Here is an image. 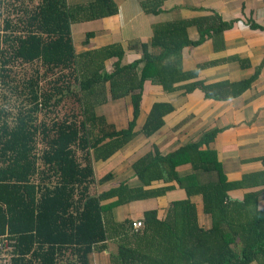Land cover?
<instances>
[{
    "label": "trees",
    "instance_id": "16d2710c",
    "mask_svg": "<svg viewBox=\"0 0 264 264\" xmlns=\"http://www.w3.org/2000/svg\"><path fill=\"white\" fill-rule=\"evenodd\" d=\"M163 1L145 0L141 7L156 15ZM34 2L0 0V89L8 87L14 70L16 74L18 68L23 70L35 62L50 73L71 70L69 74L78 81L85 118L79 124L66 120L53 121L51 127L45 122L35 124L42 109L66 96L60 87L53 93L39 92L37 74L22 84L19 95L24 94L28 106L19 110L13 124H8L7 113L0 110V238L8 243L5 253L11 254V264H58L59 254L66 250H71L78 264H92L91 255L109 246L112 251L105 254L108 264H264V207L257 204L259 196H264V170L229 180L216 152L208 148L216 129L166 155L153 146L131 164L136 185L119 182L90 191L95 183L112 178L110 170L101 173L96 168L98 161L112 156L138 133L135 122L144 82L151 78L171 92L174 84L195 79L205 65L184 71L182 50L221 38L231 23L213 13L157 24L150 43L155 53L142 44V56L121 65L123 51L118 44L84 50L93 36L87 32L76 51L71 32L72 24L115 15L113 0ZM190 27L196 28L197 40L189 38ZM110 59L115 61L106 72L104 62ZM139 64L142 68L136 74ZM74 71L80 73L78 78ZM256 76L235 83L192 81L180 88L186 93L199 89L205 98L226 100L239 96ZM95 85L107 89L101 99ZM119 98L128 99L131 110L127 126L115 130L94 109ZM172 111L169 103H154L139 132L151 137ZM37 134L47 140L46 149L37 150ZM78 151L84 153L83 158H77ZM261 159L264 163V157ZM186 164L191 172L180 174L177 167ZM155 180L175 181L186 196L173 200L165 214L155 208L144 211L138 220L113 219L112 207L174 188L170 184L149 187ZM241 186L262 188L247 192L242 201L230 199L229 191ZM199 212L209 214V228L198 223ZM133 221L140 225L133 226Z\"/></svg>",
    "mask_w": 264,
    "mask_h": 264
},
{
    "label": "crops",
    "instance_id": "0c3cea01",
    "mask_svg": "<svg viewBox=\"0 0 264 264\" xmlns=\"http://www.w3.org/2000/svg\"><path fill=\"white\" fill-rule=\"evenodd\" d=\"M93 0H70V3H89ZM145 0H113L117 12L105 18L72 24V38L77 48L82 47L87 32H92L85 50L118 44L123 55L121 65L142 56V44H148L149 52L153 29L164 22L190 20L216 13L231 27L223 31L221 38H209L195 48H184L181 53L182 69L191 71L197 65H205L197 72L196 78L173 85L174 91H165L159 83L147 79L143 84L139 101V114L136 118L137 135L109 158L98 161L96 168L101 173L110 170L112 178L97 187L102 190L119 182L136 185L137 179L131 164L140 156L151 152L155 146L161 154H168L187 143L196 142L204 133L218 130L208 148L216 152L229 180H239L243 174L264 170V0H164L156 15L143 11ZM260 28H253L252 25ZM191 40H197L196 28L188 29ZM80 50V49H79ZM115 59L104 62V70L110 71ZM210 62L209 65L206 63ZM142 65H138V72ZM137 72V74H138ZM250 86L235 98L226 100L205 98L204 93L195 89L186 93L180 86L192 81L205 83H235L252 78ZM131 93H136L131 92ZM166 102L173 111L164 117V125L151 137L139 132L154 103ZM128 99L119 98L97 106L96 115L103 116L105 122L115 130L123 129L128 121ZM131 110V108H130ZM202 148H205L203 146ZM180 174L191 172L190 165L177 167ZM174 185L163 195L133 200L112 207L115 221L124 218L140 219L142 213L158 208L165 214L171 202L184 198L186 193L175 181L164 183L155 180L149 187ZM91 188V187H90ZM262 186H241L229 191L230 199L242 201L247 192L261 189ZM196 201L198 196H194ZM258 207H264V196H259ZM198 223L207 229L211 226L209 214L199 212ZM107 243V247L109 246ZM108 250L112 251L111 246ZM107 249L91 255L97 264H108ZM106 254V255H105ZM106 262H105V259ZM92 261V263H94ZM250 264H258L251 262Z\"/></svg>",
    "mask_w": 264,
    "mask_h": 264
},
{
    "label": "rangeland",
    "instance_id": "374dc122",
    "mask_svg": "<svg viewBox=\"0 0 264 264\" xmlns=\"http://www.w3.org/2000/svg\"><path fill=\"white\" fill-rule=\"evenodd\" d=\"M35 3H37V0H35L34 4ZM79 49L77 48L76 51H78ZM136 71L138 72L137 68H136ZM70 72L71 70H68V69H62V70L57 69L50 73L46 71L45 67L41 66L39 62H35L34 64L28 65L25 68H23V70L22 69L19 70L18 68L16 70V74L14 70V72L10 76V79L8 80V87L4 85L0 89V110H4L5 113H7L6 121L8 122V124L9 125L13 124L15 122V116L19 112V110L23 107L28 106L25 103L24 94L19 95V92L23 88L22 84H24V81L28 79L29 77H35L36 74L40 77L38 81L39 92L41 93L52 92L53 93V89L55 87H60L64 89V95L66 94V96H64V99L58 104L52 105L53 103L51 101L47 108L42 109L41 112H39L36 115V121L34 123L39 124L40 122H45L47 126L51 127L52 126L51 123L53 121L55 122L56 121L61 122L63 120L70 121V122L75 121L77 124L83 121L85 116L83 114L84 109L81 104V98L79 95L80 92L78 88V81H76L74 77L69 74ZM73 73L76 78H78V76L80 75L79 72L74 71ZM61 76L63 77V79L59 78ZM15 87H17V90H15L16 89ZM65 87H68L69 91H66ZM93 87L96 89V91L99 94L98 98L101 99L102 91L104 90V93H105L107 89L103 85L102 86L95 85ZM58 96L59 95H57L56 97ZM130 108L131 107L128 106V111H127L128 114L130 112ZM94 113H95V110H94ZM143 123L144 122H141L140 125H143ZM51 135L52 136L54 135L53 132H51ZM37 142H38L37 150L39 151L46 149L48 147L46 143L47 140L46 139L44 140L41 134H37ZM76 156L77 158H83L84 153L78 151L76 153ZM206 176L207 177L205 178L207 179L208 174ZM98 190L99 188L97 187V184L92 186L90 189L91 192H97ZM5 250H3V252L0 253V261L2 264H5V263L11 264V261H10L11 254L5 253ZM93 262L94 263L92 264H97L95 259ZM105 262H106V259H105ZM58 264H78V261L76 260V257L72 254L71 250H66L63 254H59Z\"/></svg>",
    "mask_w": 264,
    "mask_h": 264
},
{
    "label": "built area",
    "instance_id": "2783aa9c",
    "mask_svg": "<svg viewBox=\"0 0 264 264\" xmlns=\"http://www.w3.org/2000/svg\"><path fill=\"white\" fill-rule=\"evenodd\" d=\"M132 225L135 226V227H137V226H139L140 224H139V221H133V222H132ZM7 248H8V243H7V241H6L5 239H1V238H0V250H5V249H7Z\"/></svg>",
    "mask_w": 264,
    "mask_h": 264
}]
</instances>
